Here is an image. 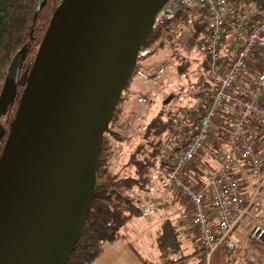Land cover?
Listing matches in <instances>:
<instances>
[{"label": "water", "instance_id": "water-1", "mask_svg": "<svg viewBox=\"0 0 264 264\" xmlns=\"http://www.w3.org/2000/svg\"><path fill=\"white\" fill-rule=\"evenodd\" d=\"M45 1L36 0L35 20ZM166 1L63 0L56 8L0 156V264L67 263L111 118ZM22 61L20 51L7 69L0 120Z\"/></svg>", "mask_w": 264, "mask_h": 264}, {"label": "trees", "instance_id": "trees-1", "mask_svg": "<svg viewBox=\"0 0 264 264\" xmlns=\"http://www.w3.org/2000/svg\"><path fill=\"white\" fill-rule=\"evenodd\" d=\"M62 1L46 0L42 3L35 20L36 0H0V92L12 59L20 51L23 52L16 98L5 110L2 116L4 121L1 122L2 118L0 120V125L2 123L6 127L5 139L0 140V156L9 133L10 124L8 125L7 122L11 123L14 119L38 48L52 15ZM229 1L241 16H243V5L251 11V15L244 20L246 33L264 18V0ZM206 25L204 12L194 10L188 14L185 11H179L164 28L151 31L146 39L143 52L150 53L139 57L134 68L137 79L133 86L126 88L128 96L121 99L111 118V127L104 137L99 155L97 185L91 206L75 248L66 264H91L101 257L105 245L127 240V236L122 232L123 228L145 215L144 207L138 202L136 195L152 191L154 176L161 178L163 187L169 192H175L184 202L176 191L168 188L165 172L172 166L174 156L193 137L201 117L208 109L209 100L201 99V90H210L212 87V79L209 75L211 62L205 52V41L208 38ZM228 33L238 36L233 29ZM159 37L162 39L156 46L157 52L152 55L154 51L151 52L149 48ZM225 38L226 36L221 40L222 46L217 48L218 61L222 66L228 64L230 56L220 54V50L225 49L229 52L234 47V44L225 46ZM155 55L156 57L153 58ZM193 55H198V58L194 59ZM173 60L178 63L175 68L176 74L181 77H184L192 65L197 63L193 89L186 95L188 104H180L182 103L180 93L172 94L169 100L168 98L162 100L161 107L155 116L146 123L144 118L138 123L132 135L134 138L126 137L123 132L131 127L133 120L138 116L135 112L136 107L142 103H153L151 98L155 89L153 83L157 80L158 74L166 70L165 66L171 64ZM211 91L214 92V90ZM229 127L230 113L229 110L223 109L213 130L212 138L222 141ZM263 132L261 124L252 122L246 134L247 141L258 144V154L263 150L259 144ZM256 133L261 134L255 136ZM124 142L130 145L125 162L119 167L118 163L114 166V155ZM212 148L219 150L220 145L215 147L211 142L207 144L203 152L207 149L211 153ZM203 152L188 167V169L194 168L196 165L197 176L187 175L188 169L185 171L187 179L193 185L204 182L208 173L207 160L204 162L202 160ZM217 154L213 152L212 159ZM261 191L264 193V186ZM189 230L183 225H178L175 220L166 218L155 234L153 242L155 260L143 258L142 260L146 264H207V255L196 241L194 229V240L197 243L193 245L194 241H189Z\"/></svg>", "mask_w": 264, "mask_h": 264}, {"label": "built area", "instance_id": "built-area-1", "mask_svg": "<svg viewBox=\"0 0 264 264\" xmlns=\"http://www.w3.org/2000/svg\"><path fill=\"white\" fill-rule=\"evenodd\" d=\"M242 8L243 16L229 0H167L155 15L151 30L164 28L179 11L189 14L199 10L206 15L205 52L211 62L212 87L201 90V99L209 100L208 109L193 137L174 156L165 177L168 188L183 198L196 241L205 251L207 260L220 244L228 251L236 250L232 233L237 228L248 230L249 240L264 248V193L261 191L264 155L257 153L258 144L246 139L252 122L261 124L264 129V18L246 33L244 20L251 11L245 5ZM231 29L244 34L245 38L229 65L223 67L218 61L217 48ZM253 58H257L258 66H250ZM223 109L229 110L230 127L222 141L213 142V146L221 148L213 157L215 166L208 168L204 182L193 185L185 171L213 141V130ZM261 140L264 142V132ZM235 164L242 166L255 180V188L249 195L244 194L233 173Z\"/></svg>", "mask_w": 264, "mask_h": 264}, {"label": "crops", "instance_id": "crops-1", "mask_svg": "<svg viewBox=\"0 0 264 264\" xmlns=\"http://www.w3.org/2000/svg\"><path fill=\"white\" fill-rule=\"evenodd\" d=\"M244 38L245 35L242 37L241 35L236 36V50L239 46L242 45V43L244 42ZM225 40L227 41L229 39L226 37ZM226 41L224 43H226ZM234 55L235 53L233 54L232 59L234 58ZM232 59H230L228 64L223 67H227ZM257 61V58H253L249 63L250 66H258ZM261 147H263V150L260 152V154L264 155V142L261 144ZM220 150L221 148H219V150L212 148L211 153L207 149L203 152L202 160L203 162L207 160V171L209 167L212 168L213 166H215V162L212 159L213 152L218 153ZM208 153H210L209 157ZM196 167L197 166L194 165V168H189L186 174L190 176H197L198 171L196 170ZM233 173L237 181L240 183L244 194L249 195L250 192H252L255 188V180L239 164L234 165ZM139 196L140 194H137L136 198H139ZM176 198L179 201H176L174 198L170 200V212L166 214L167 216L156 217L152 212H150L149 214L145 213L144 216L148 215L150 217L149 223L146 224L150 225H141V223L139 222L141 219H135L132 221V223L125 226L122 232L127 236V240H120L114 244L105 245L103 254L93 264H146L142 260V258L149 260L148 257L152 258V261H154L156 257L155 249L153 246L155 234L161 222L166 218L175 220L178 225H183L187 229H190L189 241L193 240V245H196L197 242L194 240L195 235L193 233V227L191 225L190 214L182 199H180L177 195ZM124 229H126V231H124ZM245 236H247L246 232L242 229L233 232L232 239L237 243L236 250L233 252L228 251L223 244H220L208 259L207 264H264V248L254 245L247 239H244ZM193 245L191 244L192 247H194ZM107 249H110V253L108 254V256H105L107 254L104 253ZM142 251L146 252V255H144Z\"/></svg>", "mask_w": 264, "mask_h": 264}, {"label": "rangeland", "instance_id": "rangeland-1", "mask_svg": "<svg viewBox=\"0 0 264 264\" xmlns=\"http://www.w3.org/2000/svg\"><path fill=\"white\" fill-rule=\"evenodd\" d=\"M236 33H238V31H236ZM238 35H240L238 33ZM244 36V34L241 35V37ZM229 40L226 41V45L225 46H232L233 42H234V47L231 51L227 52L225 49H221L220 50V54H226L230 56V59H232L233 54L235 53L234 51L236 50V45H237V39H236V35L235 34H230L228 33L226 36ZM240 37V36H239ZM162 39V37L157 38L156 40L153 41L152 45L150 46L149 50L152 52L154 51L153 54H155L156 51V46L159 44V41ZM222 41L219 43V46H222ZM144 50V49H143ZM142 50V52H143ZM141 52V53H142ZM150 53V52H145V54ZM219 54V52H218ZM155 56H153V58H155ZM169 58V57H168ZM193 58L196 59L198 58V55H193ZM232 61V60H231ZM197 63L192 65V68L190 69V71L187 72V74L184 77L178 76L176 74V67L178 65V63L176 61H171V64L165 66L164 71L160 72L158 74L157 80L153 83L154 84V93L151 95L152 99H153V103H142L140 106H137L135 109V112L138 114V116H136V118L133 120V123L131 125V127L124 131L123 134L130 138L132 135H134V130L136 128V126L138 125V123H140L142 121V119L144 118V122L146 123L147 121H149L153 116H155L157 114V112L159 111V108L161 107V103L163 99H166L168 97H172V94H178L180 93V100L182 103V105H187V101L188 98H186V95L189 94V92L193 89V83L196 79V75H197ZM137 79V74L134 71L132 74V78L131 81L129 82V84L127 85V87H130L131 85L133 86L134 81ZM162 87V88H161ZM132 88V87H131ZM182 90V92H181ZM240 93H243L242 90H240ZM128 93L125 89L124 94L122 96V98L127 97ZM122 103H124L122 101ZM178 104V105H180ZM176 105V106H178ZM174 106V107H176ZM4 121V117H2L1 122ZM111 127V125H110ZM110 129V128H109ZM134 138V136H132ZM212 143L215 142L214 137L212 138ZM127 142V141H126ZM124 142L123 144H121V146L118 147L116 154L114 155V159H115V165H117L118 163V167L123 164L125 162V159L127 157L130 145L128 143ZM263 143V140L260 141V144ZM117 167V168H118ZM116 168V167H115ZM154 182L152 185V191L150 193H141L139 198L137 199L138 202L143 205L144 210L146 211V214H149L150 212H152L153 214H155L156 217H165L167 216L166 214H168V212H170V200L172 198H174L176 201H179L176 198V193L175 192H169L167 191L164 187H163V183L161 178H157V176H154ZM149 219L150 217L148 215L144 216L143 218H141V220L139 221L141 223V225L144 226H148L150 224H146L149 223ZM157 229V228H156ZM239 230V229H237ZM243 230V229H242ZM124 231H126V229H124ZM246 232V235L244 239H247L249 242L253 243L254 245H256V243L252 242L249 240V231L248 230H243ZM258 246V245H257ZM262 248V247H261ZM108 250V251H107ZM105 250L104 254H107L105 256H108V254L110 253V249ZM144 255H146V252L142 251ZM148 259L151 261L152 258ZM95 262V261H94ZM93 262V263H94ZM91 263V264H93Z\"/></svg>", "mask_w": 264, "mask_h": 264}, {"label": "flooded vegetation", "instance_id": "flooded-vegetation-1", "mask_svg": "<svg viewBox=\"0 0 264 264\" xmlns=\"http://www.w3.org/2000/svg\"><path fill=\"white\" fill-rule=\"evenodd\" d=\"M7 124L9 125L10 122H7ZM5 129H6V127H4V126L2 125V123H1V125H0V140H1V141H3V140L5 139V135H6V133H5ZM7 135H8V134H7Z\"/></svg>", "mask_w": 264, "mask_h": 264}]
</instances>
